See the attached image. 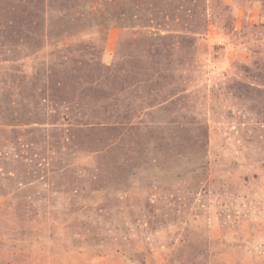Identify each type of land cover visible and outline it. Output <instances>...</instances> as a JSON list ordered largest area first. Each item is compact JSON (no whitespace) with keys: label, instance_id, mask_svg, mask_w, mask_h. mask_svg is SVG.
I'll list each match as a JSON object with an SVG mask.
<instances>
[{"label":"rangeland","instance_id":"rangeland-1","mask_svg":"<svg viewBox=\"0 0 264 264\" xmlns=\"http://www.w3.org/2000/svg\"><path fill=\"white\" fill-rule=\"evenodd\" d=\"M0 264H264V0H0Z\"/></svg>","mask_w":264,"mask_h":264},{"label":"trees","instance_id":"trees-1","mask_svg":"<svg viewBox=\"0 0 264 264\" xmlns=\"http://www.w3.org/2000/svg\"><path fill=\"white\" fill-rule=\"evenodd\" d=\"M26 37V36H25ZM31 37L32 38H34V39H36V40H39L42 36H41V34L38 32V31H35V32H33L31 35H29V39H31ZM88 67V66H87ZM83 68H85V66H83ZM97 70V69H96ZM98 71V70H97ZM94 74V73H93Z\"/></svg>","mask_w":264,"mask_h":264}]
</instances>
